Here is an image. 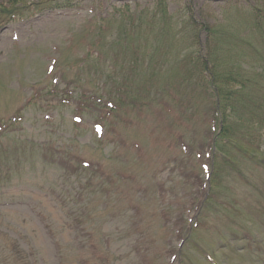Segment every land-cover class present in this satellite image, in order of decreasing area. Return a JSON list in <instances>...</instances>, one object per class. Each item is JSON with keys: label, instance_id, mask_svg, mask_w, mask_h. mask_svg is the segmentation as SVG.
<instances>
[{"label": "rangeland", "instance_id": "374dc122", "mask_svg": "<svg viewBox=\"0 0 264 264\" xmlns=\"http://www.w3.org/2000/svg\"><path fill=\"white\" fill-rule=\"evenodd\" d=\"M9 2L0 0V122L14 126L0 139V157L12 151L16 169L0 171V264H74L77 256L89 264L104 257L109 264H264V164L232 154L245 176L225 167L212 192V141L220 123L214 98L199 88L192 60L199 49L186 20L191 13L240 36L249 5L263 12L264 0H165L167 23L155 13L159 0H81L17 21L1 14ZM99 23L105 28L96 42ZM202 39L206 45L205 31ZM92 42L102 57L85 61ZM239 49L240 43L237 63L251 76L263 74L259 64L248 65L261 64L254 51L246 56ZM110 75L143 89L145 104L133 101L109 115L99 98L106 97L100 88ZM80 77L86 91L97 92L99 107L75 126L79 115L63 90L76 92ZM237 116L238 130L252 132L249 116ZM97 126L103 144H111L95 142ZM253 131L257 138H247V146L264 151V130ZM66 138H73L74 158L101 163L109 175L94 196L99 202L88 207L93 238L70 218L58 169L45 167L31 149L23 155L24 140ZM89 238L98 253L76 251Z\"/></svg>", "mask_w": 264, "mask_h": 264}, {"label": "trees", "instance_id": "16d2710c", "mask_svg": "<svg viewBox=\"0 0 264 264\" xmlns=\"http://www.w3.org/2000/svg\"><path fill=\"white\" fill-rule=\"evenodd\" d=\"M80 2L81 0H10L8 5L1 7V14L3 13L4 19L17 21L48 10L75 8L79 6ZM158 3V10L155 13L162 16L163 22H170L172 17L166 9L165 0H159ZM249 6H251L250 12L242 18L239 25L246 33L242 32L240 36L226 33L224 30L219 31L215 26L199 21L191 13L188 17L186 16L193 33L194 42L199 49L197 55L192 58L199 79V88L206 90L207 94H211V97L214 98L213 109L215 112L214 110L213 112L220 123L218 132H215L212 141L215 150L213 158L215 174L213 175L214 178H211V184L213 183L214 190L217 186L216 174L222 172L225 167L227 170L239 172L238 176H243L244 171L239 165L240 160L232 154H242L244 157L256 159L261 165L264 164V151L247 146L248 143L257 138L256 132L253 130L258 128L259 131L264 130V11L262 12L254 4ZM104 28L103 23L98 24L96 42H99V36L103 33ZM204 31L208 37L206 45L202 39ZM252 32H258L259 42L258 39L255 41L253 37L249 38V34ZM239 43V54L247 56V50H250L259 57L261 64L254 59L249 61L248 65L256 69L257 67L254 66L259 64L263 69V74L258 73L256 76H251L249 71L245 69L246 64L237 63L239 61L236 58L241 57L237 52ZM95 47L96 44L92 42L91 47L86 52L85 61L87 59L99 60L102 57L101 54H96ZM129 51L132 52V48ZM129 51L124 54H128ZM121 79L119 77L112 79V75H110L100 88V90L107 89L106 97L99 98V100L105 102V106L102 108L107 110L109 115H113V112L121 110L124 106L132 107L133 101L140 103L141 106L145 104L141 101L143 97L141 90L143 89L137 87L136 90L134 85L130 86ZM76 82V92L70 91V89L63 90V98L66 101L69 100L66 105L75 106V114L79 115L76 116L75 126L80 125L86 112L99 107L93 99L97 92L86 91L82 83L84 80L82 81L81 77ZM108 83L109 88L107 87ZM57 96L61 98L62 94L57 92ZM240 111L249 116L245 125L248 124L247 127L252 128V132L243 133V131L238 130L237 113ZM11 125L14 126L11 121L2 120L0 122V139L12 134ZM98 128L97 126L93 129L95 142L102 146L111 144L108 141L103 144L105 133ZM247 138H252V140ZM24 142L32 145L28 148L25 144L23 153L25 157H27V149H31L34 152V158L39 156L37 160H41L45 167L58 169V179L62 178V186L66 189L65 202L70 208V218L75 221L78 227H82L84 235L86 232V236L93 238L92 234L94 235V233H92V228L89 225L92 222V214L88 207L93 202H99L95 201L94 196L102 194L106 179L109 178V175H106L104 171V165L95 163L84 156L74 158L72 156L73 150H75L72 145L73 138H66L62 141L50 139L44 143H28L30 142L28 140H24ZM3 143L4 141L0 142V147L4 145ZM5 152L7 157H0V171L4 170V166H6V170L14 171L16 169V156L9 149H6ZM28 161L30 160L21 159L19 164ZM64 189H62L63 192ZM211 196L210 194L206 197L208 201ZM76 251L98 253L94 240L90 238L85 241L82 249ZM79 257L77 256L74 264H89L88 259H79ZM95 264H109V259L107 257L96 258Z\"/></svg>", "mask_w": 264, "mask_h": 264}]
</instances>
